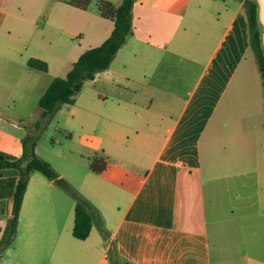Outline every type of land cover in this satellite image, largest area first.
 I'll return each mask as SVG.
<instances>
[{
  "label": "crops",
  "instance_id": "obj_1",
  "mask_svg": "<svg viewBox=\"0 0 264 264\" xmlns=\"http://www.w3.org/2000/svg\"><path fill=\"white\" fill-rule=\"evenodd\" d=\"M255 1L264 49V0ZM132 16V32L110 66L71 104L84 130L79 144L109 162L100 176H87L91 186L80 192L101 213L110 238L124 230L156 243L157 260L143 250L139 264H264V81L243 0H134ZM113 27L94 4L78 9L64 0H0V156L22 154L25 134L11 127L28 122L13 111L16 96L33 91L38 104L50 81ZM52 53L60 70L52 79L48 69L29 66V58L46 61ZM39 114L40 107L35 119ZM99 123L105 134L86 132ZM17 178L14 169L0 175V238ZM221 179L226 183L215 182ZM57 185L31 174L16 237L25 245L45 237L67 260L83 255L66 246L75 199L61 222ZM210 192L234 199L223 203ZM185 198L198 210L186 221ZM87 239L86 254L102 263L108 246L97 220L81 240Z\"/></svg>",
  "mask_w": 264,
  "mask_h": 264
},
{
  "label": "trees",
  "instance_id": "obj_2",
  "mask_svg": "<svg viewBox=\"0 0 264 264\" xmlns=\"http://www.w3.org/2000/svg\"><path fill=\"white\" fill-rule=\"evenodd\" d=\"M78 9H86L91 4L96 6L100 15L114 22L110 35L99 45L83 51L64 76L54 77L45 92L40 96L39 117L26 126L27 133L22 138V154L16 158L0 156V175L6 169H14L18 178L12 194L9 217L2 231L1 247L12 244L17 234L20 210L28 181L33 172H40L56 184L67 190L75 199V217L72 233L78 239L89 236L90 230L97 220L100 230L104 228L103 217L98 209L82 194L77 192L70 183L61 176L50 163L37 157L36 146L39 136L48 123V119L61 103L73 104L76 94L88 80L94 79L96 74L108 68L120 47L132 32V8L134 0H122L115 4L111 0H64ZM243 8L248 24L250 47L253 50L261 72L264 71V49L262 47L261 32L258 26V5L255 0H243ZM29 66L43 71L48 69V63L42 59L31 57ZM109 166L108 160L101 155H94L89 168L95 173H102Z\"/></svg>",
  "mask_w": 264,
  "mask_h": 264
},
{
  "label": "rangeland",
  "instance_id": "obj_3",
  "mask_svg": "<svg viewBox=\"0 0 264 264\" xmlns=\"http://www.w3.org/2000/svg\"><path fill=\"white\" fill-rule=\"evenodd\" d=\"M60 36L62 37H60L59 42H63L65 39H63L64 34L60 33ZM52 51H55L56 53L60 51V49L54 47ZM55 53L48 56V60H46L49 64V75L47 77H50L51 79L58 75L60 71L57 63L58 57ZM261 78L264 81L263 72ZM18 84L20 88L27 89L23 86L24 82L20 81ZM85 90L87 91L88 87H86ZM2 99L4 98H1V100ZM110 105L111 103H108L107 108ZM13 111H17V116L24 117V119L26 118V122H28L26 126H30L31 122L36 120L35 118L39 113V107L36 102L34 92H26L23 96L20 94L16 96ZM72 111L73 106L71 104L61 103L57 110L50 115L46 127L39 136L36 155L40 159L50 163L56 171L62 172L65 175L63 177L70 183L73 189L82 194L80 192L82 189H89L91 186V184L87 181V176L95 177L100 175H97L89 170V163L95 154L79 144L80 133L84 130L80 128V125L74 118ZM12 114H14V112ZM108 115H111V113H108ZM19 121L21 123V120ZM11 128L20 136L27 133L26 127L18 129L13 127ZM85 130L86 132H92L99 135L105 134L102 123H99L96 128L90 127ZM69 134H71V136ZM19 146H21L20 143ZM80 149L81 151H84V154L76 152ZM105 174L106 175L103 176L107 178L108 175L107 173ZM200 180L201 179H198L196 181L199 182ZM215 182L225 184L226 179H221L220 181L217 180ZM210 184L215 183L210 182ZM210 184H205L207 189L210 188ZM57 188L58 194L56 198H58L59 213L61 215L62 222V214H67L70 201H72L73 197L60 185H57ZM203 188L204 185H202V189ZM62 195L67 199V203H62ZM210 196L215 197L217 201H222L223 203H227L229 200L234 199L232 194L229 198V194L227 192H210ZM192 199L198 200V198L194 195L191 196V200ZM187 201L188 198H185L183 201L184 205L182 206L183 217H185L184 221H186V215L188 216L189 212H191L192 215H198V210L194 207L196 203L193 201L191 207H189L187 205ZM92 206L94 207L93 204ZM69 219L70 218L67 219V224L65 226V231L67 233L66 246L73 250L81 251L83 256L78 257L76 256V253H74L73 257L65 260L64 257L58 256L54 253L57 248L55 242H51L45 237L37 238V240L28 242V244L25 245L24 239L15 236L16 238L13 239L12 244H14L16 249L8 250L7 248L9 246L1 247L0 244V264H96L97 258L90 254H86L88 251V247L86 246L90 245L89 242L91 239L82 241L81 239L74 237L72 234V223ZM101 232L104 239V246H108V249L105 253L104 260L100 264H139L140 257L144 256L143 250H150V259L157 260L159 248L156 243L154 244V242H149L148 239L140 240L135 234H126L124 230L120 231L114 238H110L112 230L106 229L105 225ZM154 235L156 236L157 234L154 233ZM155 239H160V237H156ZM1 241L2 235L0 243ZM110 241L113 242V246H109Z\"/></svg>",
  "mask_w": 264,
  "mask_h": 264
},
{
  "label": "water",
  "instance_id": "obj_4",
  "mask_svg": "<svg viewBox=\"0 0 264 264\" xmlns=\"http://www.w3.org/2000/svg\"><path fill=\"white\" fill-rule=\"evenodd\" d=\"M263 73H264V71H263Z\"/></svg>",
  "mask_w": 264,
  "mask_h": 264
}]
</instances>
